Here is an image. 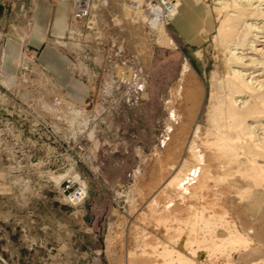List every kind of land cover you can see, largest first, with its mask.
Listing matches in <instances>:
<instances>
[{"label": "rangeland", "instance_id": "obj_1", "mask_svg": "<svg viewBox=\"0 0 264 264\" xmlns=\"http://www.w3.org/2000/svg\"><path fill=\"white\" fill-rule=\"evenodd\" d=\"M128 1L132 0H117L116 4ZM195 1L204 7L195 17L203 18V9H207L211 24L204 27L193 46L179 37L175 19L159 37L148 35V41L134 28L128 29L130 35H120L123 40L113 53L122 54L139 69L130 88L112 89L103 62H97L95 53L86 59L80 43L83 37L64 40L72 57L71 72L89 82L86 99L78 104L89 105L103 121L98 128L91 126L86 131L89 149L83 162L76 165L89 184V196L83 205H72L58 189L5 186L31 178L43 181L38 171L45 170V165H26L22 169L30 174L22 176L0 169V259L5 264H155L154 257L164 246L185 256L182 263L175 264H264V205L254 208L246 199L231 203L224 198L221 208L217 207L223 214H215L203 200H190L173 182L177 176L187 183L197 179L191 142H198L196 156L202 159L203 153L194 124L196 120L200 125L208 124L210 99L218 96L219 84L226 86L222 79L227 75L228 55L218 28L228 9L219 0ZM127 11L131 14L132 10ZM194 24L198 29L203 23L196 18ZM111 32L114 35V30ZM190 46L198 53L190 56ZM143 48L146 53H139ZM199 90L203 93L196 110L193 95ZM33 96L30 104L41 112L48 101L34 89L26 95L31 100ZM74 122L72 131L79 133L84 124ZM45 129L39 126L35 131L39 143ZM182 143H189L185 167ZM13 160L18 167L26 164L24 158ZM259 184L264 186V181ZM209 185L212 193L224 189L220 180L211 179ZM32 211L36 213L33 222ZM16 212H30L31 217L19 224L34 225L30 232L18 227ZM219 217L229 222L219 223ZM228 234L234 236L228 238Z\"/></svg>", "mask_w": 264, "mask_h": 264}, {"label": "built area", "instance_id": "obj_2", "mask_svg": "<svg viewBox=\"0 0 264 264\" xmlns=\"http://www.w3.org/2000/svg\"><path fill=\"white\" fill-rule=\"evenodd\" d=\"M52 1L67 2L71 6L72 16L64 40L83 37V42L79 39L87 51L88 60L91 58L90 55L95 53V45L102 50L101 62L112 79V89L132 87L135 72L139 71L135 70L137 66H134L130 59L123 58L122 54L113 53V48L119 46V42L123 40V36L120 35L129 34L127 32L129 28L141 27L142 30L134 29L141 30L146 36H158L162 32L163 24L171 22L181 6L180 0H143L132 6L130 1L126 4L125 2L116 4L112 0ZM37 3L38 0H0V5L4 9L27 19L25 22L27 28L31 23V18L27 17L28 13L35 9ZM128 4L131 10L137 11H131V14L126 15ZM92 14H96L95 19L91 17ZM123 15L125 17H122ZM151 20H157L158 24H151ZM16 27L17 24L11 25L12 30ZM112 30L114 35L111 34ZM4 37L6 41L15 40L10 33H6ZM16 40L20 45L15 60L16 72L8 73L0 62V169L8 175L16 173L22 176L24 173L30 174L22 169L26 168V165L32 168H40V165L46 167L45 170L38 171L43 178L39 183L31 178L13 186L10 183L5 186L20 189H58L70 204L83 205L89 196V184L83 175L78 177L74 173L76 170L79 171L76 165L83 162L81 160L89 149L85 133L91 126L98 128L103 122L102 116L94 113L87 104L69 103L71 101L63 91L53 86L54 83L46 69L38 63L39 50L31 47L24 39ZM119 68H122V71H119ZM129 70L133 71V77H128ZM25 83L29 85L26 87ZM33 89L41 96L44 94L43 99H47L50 106L58 109L63 107L64 112L60 113L62 110H59V114H55L53 111L44 110L43 106L39 112L30 104L31 101L34 102L35 96L32 100L26 97ZM74 121L78 123L82 121L84 124L79 133L72 131L71 123H75ZM39 126L46 128L44 135L39 136L40 143L35 136ZM27 132L31 135H27ZM77 137L80 138L76 140ZM16 158H24L26 164L18 167L13 164V159ZM32 174L35 173L32 171Z\"/></svg>", "mask_w": 264, "mask_h": 264}, {"label": "bare ground", "instance_id": "obj_3", "mask_svg": "<svg viewBox=\"0 0 264 264\" xmlns=\"http://www.w3.org/2000/svg\"><path fill=\"white\" fill-rule=\"evenodd\" d=\"M112 1L117 2V0ZM140 1L143 0H132L129 3L132 6ZM180 1L182 6L185 0ZM218 3L224 4V7L228 9L225 13L226 17L218 28V37L221 38L228 55L227 75L225 80L222 79L226 83L224 86L226 89L223 90L224 87L219 84L218 96L211 97L207 113L208 124L200 125L197 120L194 124V135L201 140L200 149L203 153L202 159L196 156L194 147L198 142H191L190 152L197 161L193 163V173L197 179L187 183L185 178L177 176L173 182L178 183L179 188L190 200L194 202L203 200L205 207L213 208L215 214H223L224 210L221 211L217 207H220L221 200L224 198L231 203L237 199H246L254 208L264 205V186L259 184L264 181V0H219ZM127 7L130 8L129 4ZM136 11L132 10V12ZM95 15L92 14L91 17L95 19ZM151 22L153 25L158 24L157 20H151ZM171 22L163 24L162 27L167 28ZM134 28L142 30L141 27ZM143 35L144 40H147V36ZM83 51L87 54L84 48ZM94 52L95 59L100 63L102 50L97 47ZM138 52L146 53L144 48L143 51L140 49ZM144 60L146 67V58ZM87 70L94 72L90 68ZM119 71H122V68H119ZM47 73L54 83L53 86L63 91L57 86L50 73L48 71ZM133 75V71L129 70L128 77H133ZM92 76L95 74H91L90 77ZM222 81L219 82L222 83ZM201 93L203 91L199 90L196 95H193L196 110L198 104L201 103ZM67 99L72 105L78 104L69 97ZM43 108L55 114H59V110H62L60 113L64 112L63 107L53 108L47 102L44 103ZM182 144V160H184L182 167H185L187 166L186 149L189 143ZM74 174L78 177L82 175L77 170ZM259 176L262 177L261 180L257 179ZM211 179L220 180L224 189L219 192H209L212 190L209 185ZM250 192L252 195H249ZM218 219L219 223L226 222L225 218L220 219L219 217ZM230 236L232 238L234 234H228L227 237ZM162 248L163 251L159 252V256L154 257L155 264H175L177 261L185 260V256L179 250L171 246Z\"/></svg>", "mask_w": 264, "mask_h": 264}, {"label": "crops", "instance_id": "obj_4", "mask_svg": "<svg viewBox=\"0 0 264 264\" xmlns=\"http://www.w3.org/2000/svg\"><path fill=\"white\" fill-rule=\"evenodd\" d=\"M200 8L204 7H200L195 0H186L173 21L179 37L184 39V43H190L192 46L197 43V39H200L204 27L211 24V14L207 9H203L205 10V12H202L203 18L201 16L195 17L197 16L196 14L200 15ZM27 17L31 18L28 28L25 26L27 20L25 17L17 16L0 5V62L3 63L4 70L8 73L16 72L15 60L20 48L16 39H24L31 47L39 50L38 60L56 81L57 86L71 100L77 101L76 103L84 102L89 91V84L82 82L71 72L72 57L65 49L67 43L63 39L71 18L70 4L64 2L54 3L52 0H38L35 9L33 8ZM196 18L199 19L200 23L204 24L198 29L197 26L194 27ZM13 24H17L15 30L11 28ZM6 33L13 35L16 41H6L4 37ZM192 46L189 47L190 56L198 53ZM54 205V203L51 205V209H54L53 212H55ZM58 206L60 207V205ZM50 211L52 212V210ZM31 213L32 215L36 214L35 211ZM14 215L22 232H30L31 228H34V225L31 227L26 226V224L19 225L25 219L31 217L30 212L21 215L16 212ZM35 219L36 215L35 218L31 219L32 222ZM0 264L5 263L0 259Z\"/></svg>", "mask_w": 264, "mask_h": 264}]
</instances>
